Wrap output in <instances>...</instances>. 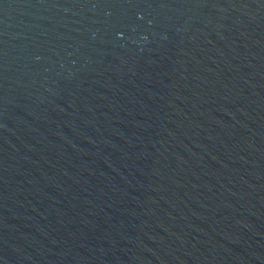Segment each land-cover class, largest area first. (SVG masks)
<instances>
[{"label": "water", "instance_id": "obj_1", "mask_svg": "<svg viewBox=\"0 0 264 264\" xmlns=\"http://www.w3.org/2000/svg\"><path fill=\"white\" fill-rule=\"evenodd\" d=\"M0 264H264V0H0Z\"/></svg>", "mask_w": 264, "mask_h": 264}]
</instances>
